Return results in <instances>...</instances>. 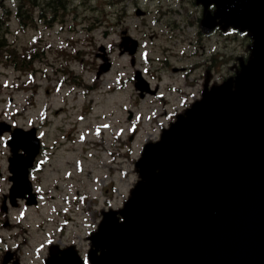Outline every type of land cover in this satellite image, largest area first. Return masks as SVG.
<instances>
[{
  "label": "rangeland",
  "instance_id": "obj_1",
  "mask_svg": "<svg viewBox=\"0 0 264 264\" xmlns=\"http://www.w3.org/2000/svg\"><path fill=\"white\" fill-rule=\"evenodd\" d=\"M18 4L0 0V14H14ZM63 12L48 28L21 30L15 14L0 27V121L41 124L45 146V163L31 175L39 203L0 210V264L7 252L8 264H53L55 250L58 257L73 250L90 264L104 214L122 209L143 182L137 163L145 145L159 141L205 87L235 76L238 57L250 53L243 33H204L195 0H68ZM125 29L140 41L134 66L118 49ZM9 44L27 59L37 51L29 69L6 57ZM102 46L112 67L97 78ZM137 70L155 94L140 96ZM9 156L0 144V206L11 187Z\"/></svg>",
  "mask_w": 264,
  "mask_h": 264
},
{
  "label": "water",
  "instance_id": "obj_2",
  "mask_svg": "<svg viewBox=\"0 0 264 264\" xmlns=\"http://www.w3.org/2000/svg\"><path fill=\"white\" fill-rule=\"evenodd\" d=\"M201 1L216 5L214 15L206 13L210 29L219 19L250 32L252 59L145 147L138 162L144 181L122 223L116 212L105 215L93 264H264V0ZM122 46L134 54L137 42L124 37ZM103 60L98 76L111 66ZM9 143L10 198L28 194L33 203L29 169L40 141L35 131L19 130Z\"/></svg>",
  "mask_w": 264,
  "mask_h": 264
},
{
  "label": "flooded vegetation",
  "instance_id": "obj_3",
  "mask_svg": "<svg viewBox=\"0 0 264 264\" xmlns=\"http://www.w3.org/2000/svg\"><path fill=\"white\" fill-rule=\"evenodd\" d=\"M39 2L41 0H38ZM56 7V4L54 3V0H50L48 1H43L42 3H37V8L40 11L39 12V20L41 22H44L45 24L49 23L51 20H54L55 18H57V13L54 11ZM46 10H48L51 13V16L48 17V12H46ZM42 19H46L45 21Z\"/></svg>",
  "mask_w": 264,
  "mask_h": 264
},
{
  "label": "trees",
  "instance_id": "obj_4",
  "mask_svg": "<svg viewBox=\"0 0 264 264\" xmlns=\"http://www.w3.org/2000/svg\"><path fill=\"white\" fill-rule=\"evenodd\" d=\"M62 0H55V4H60Z\"/></svg>",
  "mask_w": 264,
  "mask_h": 264
}]
</instances>
